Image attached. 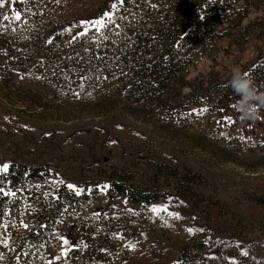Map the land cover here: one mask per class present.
Segmentation results:
<instances>
[{
  "label": "rangeland",
  "instance_id": "1",
  "mask_svg": "<svg viewBox=\"0 0 264 264\" xmlns=\"http://www.w3.org/2000/svg\"><path fill=\"white\" fill-rule=\"evenodd\" d=\"M0 4V56L20 33L35 40L32 56L10 64L5 80L0 73V174L18 164L50 175L25 188L0 186L18 205L0 232V264H14V245L40 225L44 199L59 188L92 200L62 213L32 264H65L70 250L83 254L76 264H178L184 250L197 249L193 264H264V119H241L240 97L227 90L233 69L264 52V5L242 13L243 35L231 12V24L205 21L204 46L186 76L193 91L165 92L163 108L100 95L79 75L80 52L65 38L49 44L64 29L70 38L97 29L120 0ZM116 186L155 202L128 204Z\"/></svg>",
  "mask_w": 264,
  "mask_h": 264
},
{
  "label": "trees",
  "instance_id": "2",
  "mask_svg": "<svg viewBox=\"0 0 264 264\" xmlns=\"http://www.w3.org/2000/svg\"><path fill=\"white\" fill-rule=\"evenodd\" d=\"M241 2L245 8L242 11L236 6ZM255 3L264 5V0H120L118 10L108 13L97 29L72 38L65 36L64 29L51 35L48 41L49 44L59 40L63 43L65 38L74 52H80L77 57V60L80 58L79 75L89 78L88 81L101 92L100 95L122 98L136 105H160L165 108L168 100L165 92L179 93L185 88L193 91L186 76L192 58L204 46L207 33L205 21L210 19L218 25L231 24V14H227L231 12L232 21L235 22L232 27L235 26L237 30L235 33L243 35L247 26H243L246 15L242 13H247ZM227 27L224 30L225 38L233 40L231 27ZM20 36L15 47L7 49L4 58L0 56L5 60L4 63L0 60V73L4 80L10 73V64L21 61L26 52L33 55L31 46L35 42L34 38L31 35L23 37L21 33ZM84 44L88 46H82ZM262 51L259 48L251 66L242 70L253 79L260 93L264 90ZM230 79H227V84ZM227 90L234 97L237 96L229 84ZM197 102L192 101L191 104ZM49 177L42 168L10 164L6 172L0 174V186L25 188L31 182L47 183ZM115 190L118 196L134 206L144 207L153 204L156 199V196L149 199L137 196L118 186ZM91 200V193L74 195L66 193L62 188L54 192V198L44 199L47 214L39 226L22 236L14 245V264L34 263L48 250L49 244L45 239L54 230L62 213L69 207H82L83 210ZM17 210V202L0 190V232L5 231L3 226L6 220L11 222L17 216ZM199 251L197 249L195 253L187 254L184 250L178 264H193ZM80 255L83 254H78L77 250L68 251L65 264H76Z\"/></svg>",
  "mask_w": 264,
  "mask_h": 264
},
{
  "label": "clouds",
  "instance_id": "3",
  "mask_svg": "<svg viewBox=\"0 0 264 264\" xmlns=\"http://www.w3.org/2000/svg\"><path fill=\"white\" fill-rule=\"evenodd\" d=\"M228 84L240 97L234 106L241 114V119L253 122L264 119L259 113V108L264 107V93L258 92L250 76L234 68Z\"/></svg>",
  "mask_w": 264,
  "mask_h": 264
},
{
  "label": "snow or ice",
  "instance_id": "4",
  "mask_svg": "<svg viewBox=\"0 0 264 264\" xmlns=\"http://www.w3.org/2000/svg\"><path fill=\"white\" fill-rule=\"evenodd\" d=\"M2 6H3V5L0 4V7H2ZM113 7H115V5H113ZM105 15H108V14L106 13ZM5 18H7V17H5ZM16 18L19 19V13H17ZM95 23H96V24H102V21H96ZM202 111H206V109H204V110H202ZM7 167H8L7 165H4V166H3V169L6 170Z\"/></svg>",
  "mask_w": 264,
  "mask_h": 264
}]
</instances>
